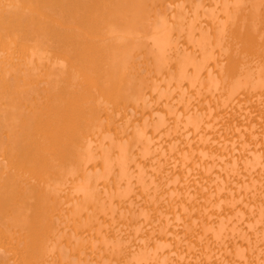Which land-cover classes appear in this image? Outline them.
<instances>
[{
  "label": "bare ground",
  "instance_id": "bare-ground-1",
  "mask_svg": "<svg viewBox=\"0 0 264 264\" xmlns=\"http://www.w3.org/2000/svg\"><path fill=\"white\" fill-rule=\"evenodd\" d=\"M263 260L264 0H0V264Z\"/></svg>",
  "mask_w": 264,
  "mask_h": 264
},
{
  "label": "rangeland",
  "instance_id": "rangeland-1",
  "mask_svg": "<svg viewBox=\"0 0 264 264\" xmlns=\"http://www.w3.org/2000/svg\"><path fill=\"white\" fill-rule=\"evenodd\" d=\"M239 143H240V142H239ZM239 143L237 144L238 146L235 145V143H233L230 147H232L234 150H236L237 148H238V149L245 150V151H246V150H249V147L243 145L242 142H241V143H242L243 146L240 145ZM239 145H240V146H239ZM245 147H246V148H245ZM235 148H236V149H235ZM244 148H245V149H244ZM251 159H253V158H251ZM247 162L250 163V158L247 160ZM247 162H246V163H247ZM252 162H253V161H252ZM244 165H245V169L248 168V169L250 170V166H248V167L246 166V165H248V164H243V166H244ZM249 165H250V164H249ZM243 168H244V167H243ZM138 172H140V171H138ZM91 178H93V176H91ZM144 186H145V185H144ZM240 216H241V215H240ZM240 216H239V217H240ZM237 217H238V215H236V217H235V215H234L233 218H232V221H233V220L235 221L234 218L239 219V218H237ZM241 217H242V216H241ZM241 217H240V219H242ZM238 221H239V220L235 221V223L233 222V225H230V227H232L233 230L236 229V225H235V227H234V224H237ZM255 224H256L258 227L260 226V225L257 224V223H255ZM237 225H238V224H237ZM234 228H235V229H234ZM251 228H253L252 225H251ZM233 230H232L231 228H225V229L223 230V233H227L226 235H228V234H230V233H231V235H233V233H234V235H236V232L240 234L239 230H237V231L235 230L236 232L233 231ZM229 232H230V233H229ZM232 232H233V233H232ZM242 233H243V232H242ZM208 234L211 235V234H213V233L211 232V233H208ZM236 236H237V235H236ZM243 236H244V235H242V238H244ZM190 250H191V249H190ZM193 250H194V249H193ZM261 263L264 264V260H263ZM261 263H260V264H261Z\"/></svg>",
  "mask_w": 264,
  "mask_h": 264
}]
</instances>
